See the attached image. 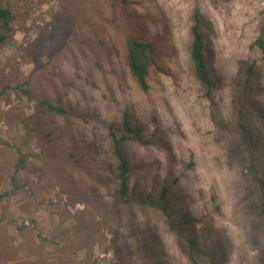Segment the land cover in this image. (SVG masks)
Segmentation results:
<instances>
[{"label":"rangeland","instance_id":"374dc122","mask_svg":"<svg viewBox=\"0 0 264 264\" xmlns=\"http://www.w3.org/2000/svg\"><path fill=\"white\" fill-rule=\"evenodd\" d=\"M13 36L0 44V264H199L264 259V0H0ZM206 18L216 87L194 72L189 27ZM154 43L143 91L125 38ZM255 62L247 83L246 67ZM28 82L31 96L18 85ZM47 100L64 114L38 104ZM129 184L157 206L115 202L110 130ZM147 141V142H146ZM185 217L196 221L180 226ZM205 252V253H204Z\"/></svg>","mask_w":264,"mask_h":264},{"label":"trees","instance_id":"16d2710c","mask_svg":"<svg viewBox=\"0 0 264 264\" xmlns=\"http://www.w3.org/2000/svg\"><path fill=\"white\" fill-rule=\"evenodd\" d=\"M13 20L14 15L12 11L5 6H0V44L8 41L13 36ZM211 28L210 22L204 18L198 10H194L192 14V23L189 27L190 43L189 56L194 67V72L197 78L204 83L208 88L217 86L219 80L215 78L210 70L205 54V36L204 29ZM256 46L264 57V39L259 34L255 40L250 44V47ZM125 62L126 66L136 80L139 87L146 91L148 89L147 75L150 66L155 63L156 50L154 43L149 40H142L134 36H127L125 38ZM255 62H251L246 67V81L247 83L252 78L254 72ZM20 90L31 96V91L28 82L18 85ZM38 104L44 106L48 111L58 114H64L65 110L61 106L51 104L47 100H39ZM142 127H135L131 124L129 118L124 115L121 122V132L115 133L110 130L112 140L113 156L115 159V171L117 178L115 202L120 203H139L160 208L168 219L172 218V211L170 210V200L168 197V188L163 186L160 190L156 204L149 195L142 196L137 192L136 185H130L131 164L126 156L123 148V143L130 140H140L142 135ZM147 142V141H146ZM2 196L0 195V198ZM264 210V203L262 204ZM196 221L195 218L185 217L179 221L180 226H186ZM186 240L187 256L191 264H199L197 256L203 253L199 248V243L194 236H184ZM205 253V252H204ZM262 264H264V259Z\"/></svg>","mask_w":264,"mask_h":264}]
</instances>
